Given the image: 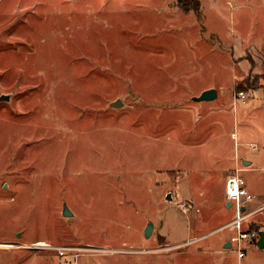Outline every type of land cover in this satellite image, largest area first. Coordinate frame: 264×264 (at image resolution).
Returning <instances> with one entry per match:
<instances>
[{"label": "rangeland", "instance_id": "374dc122", "mask_svg": "<svg viewBox=\"0 0 264 264\" xmlns=\"http://www.w3.org/2000/svg\"><path fill=\"white\" fill-rule=\"evenodd\" d=\"M208 88L219 98L194 103ZM3 95L0 244L109 253L68 264H264L223 229L229 175L264 204V0H0ZM0 264L67 263L0 249Z\"/></svg>", "mask_w": 264, "mask_h": 264}, {"label": "built area", "instance_id": "2783aa9c", "mask_svg": "<svg viewBox=\"0 0 264 264\" xmlns=\"http://www.w3.org/2000/svg\"><path fill=\"white\" fill-rule=\"evenodd\" d=\"M238 98L245 104V95L240 92ZM225 200L228 204H231L232 209L235 210V219L225 226L224 230H230L236 234L233 239V243H240L242 241H258L259 234L257 232H249L243 230V225L254 215L264 212V204L260 205L256 209H251L250 205L255 202L254 196L249 194L246 188V182L238 174H232L227 177L225 185ZM244 209V212L241 210ZM0 249H25L34 253H54L57 257L71 260L77 258L82 254H109L107 251L101 249H95L93 247L79 248L75 246H53L44 242L34 243L32 245H20V244H0ZM242 257V254H239Z\"/></svg>", "mask_w": 264, "mask_h": 264}, {"label": "water", "instance_id": "95a60500", "mask_svg": "<svg viewBox=\"0 0 264 264\" xmlns=\"http://www.w3.org/2000/svg\"><path fill=\"white\" fill-rule=\"evenodd\" d=\"M216 99H217V92L212 89V90H207V91L203 92L200 97L194 98L193 101L196 102V103H203V102H211V101H214ZM9 101H10V96L3 95V96L0 97V103L1 102H9ZM112 107L114 109L122 108L123 107V102L121 100H118V101H116L115 103L112 104ZM243 165L245 167H248V166H250V163L243 162ZM167 200L171 201V197L168 196ZM227 207L230 208L231 204H228ZM241 211L244 212V209H242ZM71 216H72V214L70 213V211H68V209H65L64 217L68 218V217H71ZM153 228H154V225L152 223H149L147 225L146 230H145V238L146 239H148L151 236ZM257 247L260 250H264V231L259 233V239L257 241ZM230 248H231L230 244L225 246V249H230Z\"/></svg>", "mask_w": 264, "mask_h": 264}, {"label": "trees", "instance_id": "16d2710c", "mask_svg": "<svg viewBox=\"0 0 264 264\" xmlns=\"http://www.w3.org/2000/svg\"><path fill=\"white\" fill-rule=\"evenodd\" d=\"M180 9L184 10L185 12H195V13H198L200 11V4L196 3L195 5H190V4H187L185 5L184 7H180ZM244 89L243 85H239L236 87V90L237 92H242V90ZM257 231H254V230H248L249 232H257L258 234L260 233V229H256ZM257 242V241H255Z\"/></svg>", "mask_w": 264, "mask_h": 264}, {"label": "crops", "instance_id": "0c3cea01", "mask_svg": "<svg viewBox=\"0 0 264 264\" xmlns=\"http://www.w3.org/2000/svg\"><path fill=\"white\" fill-rule=\"evenodd\" d=\"M256 66H257V65H256ZM254 70H255V69H254ZM207 90H212V89H211V88H208V89L204 90L203 92H205V91H207ZM215 91L217 92V99H218V98H219V95H218L219 93H218L217 90H215ZM203 92H202V93H203ZM201 95H202V94H201ZM201 95H200V96H201ZM200 96H199V97H200ZM195 98H196V97H195ZM197 98H198V97H197ZM217 99H216V100H217ZM216 100H214V101H216ZM214 101H211V102H214ZM193 102H194V101H193ZM194 103H196V102H194ZM203 103H210V102H203ZM196 104H199V105H200V104H202V103H196ZM200 106H202V105H200ZM237 106H238V105L236 104V107H237ZM201 108H202V107H201ZM207 108H209V107H207ZM210 108H211V107H210ZM203 109H204V106H203ZM253 149H256V148H253ZM242 162H248V161H242ZM248 163H250V165H252V162H248ZM242 165H243V164H242ZM243 166H244V165H243ZM227 205H228V203H227ZM227 205H226V206H227ZM227 208H228V207H227ZM228 209H232V207H230V208H228ZM233 220H234V219H233ZM233 220H232V221H233ZM232 221H231V222H232ZM69 261H70V260H65V263L68 264Z\"/></svg>", "mask_w": 264, "mask_h": 264}]
</instances>
